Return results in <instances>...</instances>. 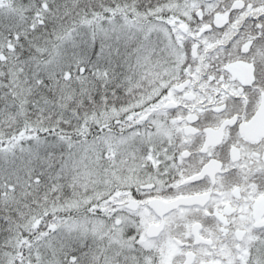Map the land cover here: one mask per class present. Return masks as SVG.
I'll return each mask as SVG.
<instances>
[{"label":"snow or ice","instance_id":"1","mask_svg":"<svg viewBox=\"0 0 264 264\" xmlns=\"http://www.w3.org/2000/svg\"><path fill=\"white\" fill-rule=\"evenodd\" d=\"M0 264H264V0H0Z\"/></svg>","mask_w":264,"mask_h":264}]
</instances>
